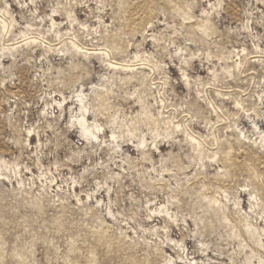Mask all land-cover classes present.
Wrapping results in <instances>:
<instances>
[{
    "label": "rangeland",
    "instance_id": "374dc122",
    "mask_svg": "<svg viewBox=\"0 0 264 264\" xmlns=\"http://www.w3.org/2000/svg\"><path fill=\"white\" fill-rule=\"evenodd\" d=\"M0 264H264V0H0Z\"/></svg>",
    "mask_w": 264,
    "mask_h": 264
},
{
    "label": "bare ground",
    "instance_id": "6f19581e",
    "mask_svg": "<svg viewBox=\"0 0 264 264\" xmlns=\"http://www.w3.org/2000/svg\"><path fill=\"white\" fill-rule=\"evenodd\" d=\"M79 122H80V125H81L82 127H84V131L86 132L87 129L85 128V125H84V124H86V120L81 119Z\"/></svg>",
    "mask_w": 264,
    "mask_h": 264
}]
</instances>
